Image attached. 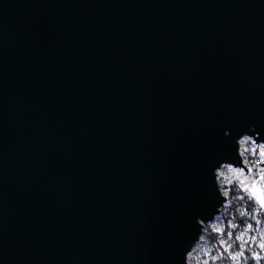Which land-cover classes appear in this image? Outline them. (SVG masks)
<instances>
[{
	"label": "water",
	"instance_id": "95a60500",
	"mask_svg": "<svg viewBox=\"0 0 264 264\" xmlns=\"http://www.w3.org/2000/svg\"><path fill=\"white\" fill-rule=\"evenodd\" d=\"M244 136L264 0H0V264H191Z\"/></svg>",
	"mask_w": 264,
	"mask_h": 264
},
{
	"label": "rangeland",
	"instance_id": "374dc122",
	"mask_svg": "<svg viewBox=\"0 0 264 264\" xmlns=\"http://www.w3.org/2000/svg\"><path fill=\"white\" fill-rule=\"evenodd\" d=\"M239 146L243 155V162L246 167L251 168V172L248 174L243 168L225 164L224 173L227 188L223 193L226 202L222 208L231 203L232 192L237 193V189L249 196L247 190L242 189L244 184L242 180L244 182L260 180L259 176L263 170L261 163L264 162V144L255 143L250 137L244 136L239 140ZM249 198L251 197L249 196ZM241 209L250 220L246 222L243 230L239 231L237 236L240 237L239 240L244 249H251L252 245L257 247L259 253H254L256 255L252 258V264H264V248L260 247L261 244H264V215L260 214L262 211L257 204L251 208L245 205ZM226 227L235 232L236 221L232 217L224 220L220 213L212 221L205 224L200 239L190 251L191 264H208L209 261L214 260L219 255L229 253L234 239L230 231L227 235L224 233ZM209 231L217 233L218 236L215 242L207 238L206 234ZM257 256L259 259H257Z\"/></svg>",
	"mask_w": 264,
	"mask_h": 264
},
{
	"label": "trees",
	"instance_id": "16d2710c",
	"mask_svg": "<svg viewBox=\"0 0 264 264\" xmlns=\"http://www.w3.org/2000/svg\"><path fill=\"white\" fill-rule=\"evenodd\" d=\"M231 203L223 208H221L220 214L224 218V220H228L231 217L236 221V231H232L229 227H226L224 233L227 235L229 231L233 234V242L232 246L229 250V253H225L224 255H219L214 260L208 262V264H252V258H254V253H259L257 247L255 245L251 246V249H244L241 247V241L237 239V235L239 231L243 230L244 225L250 219L243 213L242 207L247 205L248 207H254L255 201L249 198L248 195L244 194L240 189H237L236 192H232ZM263 215V213H260ZM207 238L211 241L217 239V233L209 231L206 234ZM243 252L242 255H238ZM233 257H236L233 259Z\"/></svg>",
	"mask_w": 264,
	"mask_h": 264
},
{
	"label": "snow or ice",
	"instance_id": "6c2138e0",
	"mask_svg": "<svg viewBox=\"0 0 264 264\" xmlns=\"http://www.w3.org/2000/svg\"><path fill=\"white\" fill-rule=\"evenodd\" d=\"M253 197L256 198L261 205H264V192H262L259 195L255 192H253ZM237 239H240V237H237ZM241 247L243 248V245H241ZM260 247L264 248V244H261ZM242 254H243V252L239 253L238 255H242ZM254 255H256V254H254ZM235 258L236 257H233V259H235ZM257 259H259L258 256H257Z\"/></svg>",
	"mask_w": 264,
	"mask_h": 264
}]
</instances>
